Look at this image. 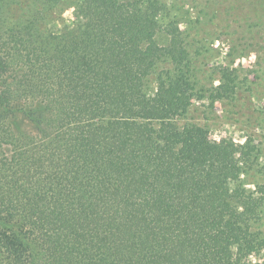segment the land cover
Wrapping results in <instances>:
<instances>
[{
	"label": "trees",
	"instance_id": "16d2710c",
	"mask_svg": "<svg viewBox=\"0 0 264 264\" xmlns=\"http://www.w3.org/2000/svg\"><path fill=\"white\" fill-rule=\"evenodd\" d=\"M207 1L0 0V264H264L261 143L193 103L252 91L245 67L205 70L203 24L234 18L263 59L264 0Z\"/></svg>",
	"mask_w": 264,
	"mask_h": 264
},
{
	"label": "rangeland",
	"instance_id": "374dc122",
	"mask_svg": "<svg viewBox=\"0 0 264 264\" xmlns=\"http://www.w3.org/2000/svg\"><path fill=\"white\" fill-rule=\"evenodd\" d=\"M207 2L210 4L209 16L213 14L216 8L223 10L228 5L227 0L218 2L210 0ZM248 10V5L243 4V6L232 11V16L240 19V17L246 16L244 13ZM64 17L66 21L71 22L73 20L74 5L68 7ZM229 21L232 23V28H228V31L231 33L226 35H222L218 28L215 30V27L210 25L211 23L203 24L204 34L202 37L205 40L201 44L204 50L202 65L207 72L216 71L221 66L227 65L245 67L249 72V81H252V91L245 92V96L239 99L234 106L217 102L212 113L206 106L202 107L201 100L194 97L193 103L196 108L198 107L194 114L195 120L202 123L208 122L213 136L231 137L242 143L250 136L256 142L261 143L262 151L259 157V166L243 178L246 185L252 186L255 183L264 182V55L261 59L259 39L255 38L254 35L245 38L241 33H236L237 30L242 29L240 24L231 17ZM233 39L237 43L241 42L236 44V49L231 48ZM19 123L25 129L31 128V124L26 120H19ZM245 258L244 264L263 263L260 254L252 253Z\"/></svg>",
	"mask_w": 264,
	"mask_h": 264
}]
</instances>
